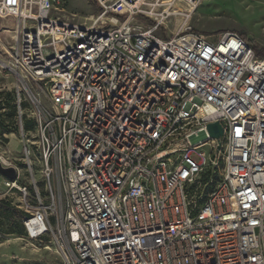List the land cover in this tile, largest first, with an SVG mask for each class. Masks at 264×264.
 <instances>
[{
    "label": "built area",
    "instance_id": "1",
    "mask_svg": "<svg viewBox=\"0 0 264 264\" xmlns=\"http://www.w3.org/2000/svg\"><path fill=\"white\" fill-rule=\"evenodd\" d=\"M95 1L80 24L60 0H0L13 68L50 103L31 98L37 134L22 138L48 200L34 179L28 237L67 264H264V57L236 32H193L200 0ZM0 165L15 170L0 197L27 198Z\"/></svg>",
    "mask_w": 264,
    "mask_h": 264
},
{
    "label": "rangeland",
    "instance_id": "2",
    "mask_svg": "<svg viewBox=\"0 0 264 264\" xmlns=\"http://www.w3.org/2000/svg\"><path fill=\"white\" fill-rule=\"evenodd\" d=\"M99 11L95 0H60L54 14L72 22L89 24ZM180 20L173 17L164 35L175 32ZM14 22L12 17H0V155L17 165L21 184L31 190L28 189L27 198L17 188L0 197L9 203L7 206L0 205V226L3 229L13 228L21 218L23 222L27 218L23 219V216H28L27 204L35 203L34 179L44 200L48 202L42 164L33 152L29 163L22 138L25 132L28 141H32L37 134L35 104L31 98L36 95L46 108H50V103L44 93L27 84L13 68L12 48L16 44ZM189 24L193 32L209 38L223 31L236 32L254 47L259 56H262L259 52L264 53V0H200ZM208 149L209 142L202 147L206 153ZM209 157L213 158V155ZM3 179L4 176L0 174V183ZM0 264L67 263L50 239L37 241L29 238L26 231L23 234H5L0 231Z\"/></svg>",
    "mask_w": 264,
    "mask_h": 264
},
{
    "label": "water",
    "instance_id": "3",
    "mask_svg": "<svg viewBox=\"0 0 264 264\" xmlns=\"http://www.w3.org/2000/svg\"><path fill=\"white\" fill-rule=\"evenodd\" d=\"M208 129L211 135L215 138H220L223 135V125L220 122L209 123ZM218 148H220V145ZM0 170L9 176H14L15 174L14 168H5L2 165H0Z\"/></svg>",
    "mask_w": 264,
    "mask_h": 264
},
{
    "label": "trees",
    "instance_id": "4",
    "mask_svg": "<svg viewBox=\"0 0 264 264\" xmlns=\"http://www.w3.org/2000/svg\"><path fill=\"white\" fill-rule=\"evenodd\" d=\"M260 55L264 56V53L263 52H259ZM29 190H31L29 187H28ZM9 203L8 201H6V199H0V205H3V206H7ZM26 216H23V219L26 218ZM0 231L2 233H20V234H23L25 232V225H24V222L22 220V218L17 222V224L13 227V228H10V229H3V227L0 226Z\"/></svg>",
    "mask_w": 264,
    "mask_h": 264
},
{
    "label": "bare ground",
    "instance_id": "5",
    "mask_svg": "<svg viewBox=\"0 0 264 264\" xmlns=\"http://www.w3.org/2000/svg\"><path fill=\"white\" fill-rule=\"evenodd\" d=\"M13 139L15 140V137L13 136ZM16 145H18V141H16Z\"/></svg>",
    "mask_w": 264,
    "mask_h": 264
}]
</instances>
